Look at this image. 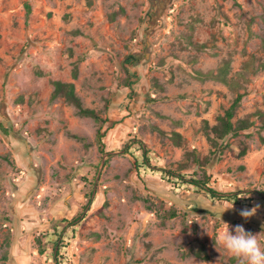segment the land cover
<instances>
[{"label":"rangeland","instance_id":"obj_1","mask_svg":"<svg viewBox=\"0 0 264 264\" xmlns=\"http://www.w3.org/2000/svg\"><path fill=\"white\" fill-rule=\"evenodd\" d=\"M263 10L264 0H0V264H54L55 230L61 264H238L216 243L224 223L264 242L260 117L219 147L201 128L236 94L205 75L224 60L231 81L255 56L233 120L264 116ZM53 80L72 82L82 105L107 119L102 145L93 118L51 99ZM136 142L173 171L194 150L201 162L181 171L209 175L249 205L138 174L124 150ZM256 205L250 218L239 214Z\"/></svg>","mask_w":264,"mask_h":264},{"label":"trees","instance_id":"obj_2","mask_svg":"<svg viewBox=\"0 0 264 264\" xmlns=\"http://www.w3.org/2000/svg\"><path fill=\"white\" fill-rule=\"evenodd\" d=\"M27 10H29L28 5H26ZM262 20L264 22V10L262 15ZM193 30V28H192ZM190 29V32H192ZM73 33H78V31H73ZM196 45V44H195ZM206 46V43H198L196 45L197 49H203ZM260 49L262 52H264V36L261 37V45ZM125 60L129 62H134L137 60V58L134 55H128ZM253 60H255V56L252 57V59L247 60L244 65L243 69L237 73L238 77L235 80L228 81L227 80V71H228V62L226 60L223 61V64L220 65V67L217 69V72L214 73L213 71H209L205 73V75L209 78H214L216 80H219L223 83H230V86L232 87V90L236 92L235 96L233 97L231 103L227 108L224 109L222 114H218L216 116V121L213 125H209L206 120L202 121V131L204 135L206 136L208 142L213 147H219L221 142L223 141L227 136L237 135L240 131L249 129L253 124L254 121L251 119L252 116H259L262 121V128H264V116L262 112L258 111L256 113H248L242 118H237L233 120V117L235 116L236 110L240 105V101L242 97L244 96V93H240L237 91L238 87H240L242 84L240 80H246V74L249 73L251 70H253ZM77 75V66L76 64L73 67L72 76L76 77ZM129 77V76H128ZM127 82V80H126ZM51 84L53 86L52 92H51V99L56 98L57 96H61L64 98V100L72 104L77 113L81 116L85 117H91L93 118L97 123L98 127L96 130V137L101 142L102 136L105 134V129L101 130L104 123L107 121V119H103L94 109L84 107L82 105L80 97L76 94L75 86L72 82H63L59 80H53L51 81ZM107 107V103H105L104 108ZM113 122L110 123L109 126H112ZM0 129L5 130L2 127V124L0 123ZM172 139L178 143L180 142V135L177 132L172 133ZM102 145V143H100ZM125 152L130 153L134 158V168L138 174L145 173V174H158L160 179L164 182L169 183L171 186L177 189H181L184 186H192L194 191L200 192L204 191L205 194L211 199L216 201H224L229 204L233 205H249L250 198L242 197L238 193H228V192H221L216 190L214 187L209 185V175L204 174L200 178L195 177V173L186 174L183 173L181 170L188 166L189 162L192 160L194 162H201L198 156L196 155L195 151H187L184 153V161L178 164V167L175 169V171L171 169H166L159 167L157 165L151 164V156L149 154L150 150L147 149L144 144L136 142L134 145H128L125 149ZM244 150L242 149L241 154H244ZM136 152H139L138 154ZM213 153V152H211ZM261 199L264 202V197H261ZM159 209H162L160 206ZM202 210V209H199ZM164 212V211H163ZM169 218H172L176 216V210L173 208H170L167 213H165ZM81 215H76L68 221L69 228H72L71 231L74 233V225H72L74 222L79 220ZM65 220V219H63ZM55 239L52 241L53 247H56L55 250L52 252L53 261L54 264H61V257L60 254V243H63L64 239L61 237V231H54ZM67 244V242H64L61 246L64 247ZM40 252L44 251V248L41 247ZM5 257V255H3ZM206 258L207 255H204ZM231 261H234V258L230 259Z\"/></svg>","mask_w":264,"mask_h":264},{"label":"clouds","instance_id":"obj_3","mask_svg":"<svg viewBox=\"0 0 264 264\" xmlns=\"http://www.w3.org/2000/svg\"><path fill=\"white\" fill-rule=\"evenodd\" d=\"M233 205L227 209H231ZM259 205L252 209H243L240 215L245 219L256 214ZM225 209V210H227ZM225 224V231L218 237L216 243L221 244L234 258L238 264H264V242L259 238L261 235L246 231L242 225H236L235 234L229 231V225Z\"/></svg>","mask_w":264,"mask_h":264}]
</instances>
